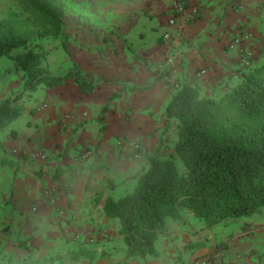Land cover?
Instances as JSON below:
<instances>
[{
	"label": "crops",
	"instance_id": "0c3cea01",
	"mask_svg": "<svg viewBox=\"0 0 264 264\" xmlns=\"http://www.w3.org/2000/svg\"><path fill=\"white\" fill-rule=\"evenodd\" d=\"M185 1L186 12L178 14L177 0H98L115 7L96 15L100 23H114L68 30L62 73L75 64L99 87L85 93L71 79L44 86L35 105L29 93L15 103L20 117L0 132V264H264V221L244 222L246 231L222 228L224 253L209 262L204 258L220 242L216 228L203 231L210 233L207 247L198 241L201 232H185L183 224L169 234L168 221L157 257L126 259L119 221L104 209L107 199L136 190L149 157L173 151L177 122L165 112L182 85L219 98L264 62V0H247L241 9L238 0ZM11 6L0 0V21ZM12 63L0 58V100L22 92L23 74ZM123 140L140 143L146 154L134 156ZM196 241V249H186Z\"/></svg>",
	"mask_w": 264,
	"mask_h": 264
},
{
	"label": "trees",
	"instance_id": "16d2710c",
	"mask_svg": "<svg viewBox=\"0 0 264 264\" xmlns=\"http://www.w3.org/2000/svg\"><path fill=\"white\" fill-rule=\"evenodd\" d=\"M16 1L68 51L62 5ZM23 28L0 21V58L11 60L24 79L20 94L0 100V129L20 117L15 103L39 86L58 87L73 79L85 93L99 87L75 64L62 74L52 73L44 65L43 48L33 44ZM165 113L177 122L173 151L149 157V168L139 176L133 193L105 202L106 215L119 221L126 259L157 257L156 244L167 235L168 221L181 222L190 214L210 229L264 207V62L243 73L241 81L219 98H203L197 86L185 83ZM248 227L242 226L244 231ZM196 243L200 242L186 249Z\"/></svg>",
	"mask_w": 264,
	"mask_h": 264
},
{
	"label": "rangeland",
	"instance_id": "374dc122",
	"mask_svg": "<svg viewBox=\"0 0 264 264\" xmlns=\"http://www.w3.org/2000/svg\"><path fill=\"white\" fill-rule=\"evenodd\" d=\"M49 1L59 3L60 5L64 7L65 11H64V16H63V24H64V28L68 36V40H69V35L71 34L70 32H68V30L69 31L80 30V29L86 28V26L91 29L108 30L113 25L112 23H114L113 20L110 19L107 21H102L101 23L104 24L105 22L107 24L101 25L100 20H98V17L96 16L99 13L101 15V13H110L114 11L115 7H113L112 4H103V3L100 4L98 0H49ZM10 3L12 4L11 13L6 20H9L12 24L23 26L24 28L22 32L26 34L27 36H29L33 44H37L40 48H43L45 52L44 54L47 59L44 65H47V67L52 73H55V74L62 73V71L65 70L66 64L69 63V60L67 59L68 52H66L65 49L63 48L61 41L51 36L49 31L43 29L39 21L36 18L32 17L33 15L27 9H25L24 6L20 4L18 1L10 0ZM86 15H90V16L87 17ZM73 16H76V17L74 18ZM82 18L83 20H81ZM86 32L87 31L85 32L83 31L81 35L85 34ZM96 32H97V35L95 36L97 37L104 36V33L98 32V31ZM88 38H91V34H88ZM68 44H69V41H68ZM14 53H17V52H14ZM72 66L73 64L69 65V67H72ZM12 68H10L11 70L8 69L9 72L12 71ZM9 76L13 77V75H10V74ZM23 87H24V84L22 86V90H23ZM45 90L46 89L44 88V85H42V86H39L33 92H27L31 94L32 104L35 105L38 103L40 99H43L45 92H46ZM2 130L3 129H0V132H2ZM250 220H253L255 222L264 221V207L261 208V212L255 213L254 215L250 217L243 218V219L236 220V221H229L227 223L218 224L216 227H213L214 228L213 230H215L216 228L214 235L217 237L216 238L217 241L218 242L220 241L219 233L222 231V228H227L228 232H231L234 230L241 231L242 226L246 224L244 222H248ZM177 224L178 225L183 224L184 225L183 227H185V232H188L190 234L192 233L196 234L198 232L199 233L201 232V238L198 241L201 240L202 241L201 244L204 243L205 245H207V247H210V243L208 244V242H210L211 239L207 238L209 237L210 233H208V235L203 234L204 233L203 231L207 229L205 227L206 225L203 220H199L196 217L186 215L185 219L182 220L181 222H173L169 224V228H171L169 234L174 233L172 227ZM165 236H163V238ZM223 242L226 243V241H222V242L220 241L217 244V246H212L213 252L207 255V257L209 256L208 258L206 257L204 259L205 260L207 259L206 261L209 262L210 258L215 257L216 254L220 255L224 253V249H222L223 245H221ZM196 247H198V244L192 247L191 249H196Z\"/></svg>",
	"mask_w": 264,
	"mask_h": 264
},
{
	"label": "built area",
	"instance_id": "2783aa9c",
	"mask_svg": "<svg viewBox=\"0 0 264 264\" xmlns=\"http://www.w3.org/2000/svg\"><path fill=\"white\" fill-rule=\"evenodd\" d=\"M246 1L247 0H238V2L236 3V7L238 9L243 8ZM187 8H188V5H187L185 0L184 1L183 0L182 1L177 0V2L175 4V11L178 14H184L186 12ZM191 10H192L191 14L195 17V15H197V13H198L197 9H191ZM186 20H190V17L189 18L186 17ZM169 24L174 26L176 24V19L174 17L171 18L169 20ZM165 38L166 39L170 38V34L166 33ZM242 41H243V37L242 36L238 37L231 43L230 47L232 49H237V47L240 46ZM120 144L123 145L129 152L134 154V156H136V157H140V156L146 154V152H147L146 148L136 141L123 140L120 142Z\"/></svg>",
	"mask_w": 264,
	"mask_h": 264
}]
</instances>
